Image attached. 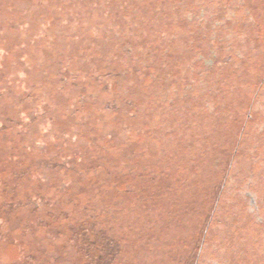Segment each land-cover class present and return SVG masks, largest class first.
<instances>
[{
  "label": "rangeland",
  "instance_id": "1",
  "mask_svg": "<svg viewBox=\"0 0 264 264\" xmlns=\"http://www.w3.org/2000/svg\"><path fill=\"white\" fill-rule=\"evenodd\" d=\"M247 183L264 0H0V264H264Z\"/></svg>",
  "mask_w": 264,
  "mask_h": 264
},
{
  "label": "flooded vegetation",
  "instance_id": "2",
  "mask_svg": "<svg viewBox=\"0 0 264 264\" xmlns=\"http://www.w3.org/2000/svg\"><path fill=\"white\" fill-rule=\"evenodd\" d=\"M250 184L251 183H247L245 190L243 191L244 198H246V204L244 207L247 214L253 216V222L261 229L264 228V208L262 209L259 206L258 201L256 202V199H254V197L258 196L257 187H252Z\"/></svg>",
  "mask_w": 264,
  "mask_h": 264
},
{
  "label": "trees",
  "instance_id": "3",
  "mask_svg": "<svg viewBox=\"0 0 264 264\" xmlns=\"http://www.w3.org/2000/svg\"><path fill=\"white\" fill-rule=\"evenodd\" d=\"M41 182H43V180H42ZM87 210H88V209H85V212H86ZM58 221H59V220H57L56 222L58 223ZM52 222L54 223V221H52ZM52 225H53V226H52ZM52 225H48L46 229H47V230L50 229V230H52L54 233H57L58 231H57L56 227H54L55 225H54V224H52ZM48 228H49V229H48ZM50 230H49V231H50ZM55 246L58 247V248H62V249H64V248H63V242H62V239H58V240H56V241H55ZM60 251L63 252V253L67 252V251H64V250H60ZM67 254H69V252H67Z\"/></svg>",
  "mask_w": 264,
  "mask_h": 264
}]
</instances>
